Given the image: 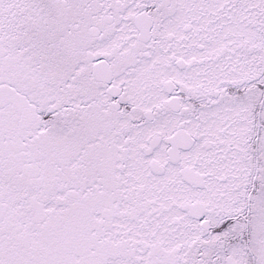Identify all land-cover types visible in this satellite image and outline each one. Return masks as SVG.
I'll list each match as a JSON object with an SVG mask.
<instances>
[{
    "label": "snow or ice",
    "instance_id": "1",
    "mask_svg": "<svg viewBox=\"0 0 264 264\" xmlns=\"http://www.w3.org/2000/svg\"><path fill=\"white\" fill-rule=\"evenodd\" d=\"M0 264H264V0H0Z\"/></svg>",
    "mask_w": 264,
    "mask_h": 264
}]
</instances>
